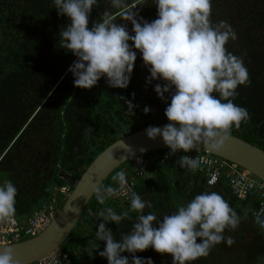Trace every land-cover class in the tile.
I'll return each mask as SVG.
<instances>
[{
    "label": "trees",
    "instance_id": "trees-1",
    "mask_svg": "<svg viewBox=\"0 0 264 264\" xmlns=\"http://www.w3.org/2000/svg\"><path fill=\"white\" fill-rule=\"evenodd\" d=\"M125 2L127 9L118 10L111 7V0H97L89 27L105 10L112 13L115 22L125 24L130 34L131 22L122 19L125 11L138 13V20L151 22L157 18L154 0ZM211 4L213 24L226 21L235 31L237 39L229 40L226 48L243 58L251 79L250 86L237 88L238 96L233 101L247 108L251 119L242 122L239 130L233 128L232 133L264 148V0H211ZM67 24V17L59 16L54 8V0H0V185L11 180L18 189L15 208L20 219L43 208L55 187L68 184L70 174L80 176L100 151L129 133L125 129L131 132L162 122L170 103L167 93L162 101L154 91L155 84L162 81L146 84L150 73L139 52L126 89L109 87L105 78L91 89L74 87L68 68L77 58L61 48L58 38L61 27ZM119 96L136 105L134 115L128 112L124 100L117 99ZM145 106L151 108L148 114L143 111ZM181 152L164 161L147 153L152 174L137 178L132 188L152 205L144 209V214L154 213L162 219L196 195L217 192L242 217L235 231L224 232L235 243L230 247L216 245L207 257L192 264H264V233L251 212L243 218V210L254 209L256 201L237 198L225 178L209 185L204 168L194 173L180 168L177 159L188 155ZM114 173L104 186L114 187ZM93 199L60 247L69 253L72 264H108L98 254L104 242L95 240L98 225L103 222L97 214L106 207L122 214L130 206L128 197H113L102 207ZM130 216L118 225H106L116 239L131 231L136 214ZM122 255L131 260V254ZM136 255L151 259L152 264H172L170 254L161 255L152 248Z\"/></svg>",
    "mask_w": 264,
    "mask_h": 264
},
{
    "label": "clouds",
    "instance_id": "clouds-1",
    "mask_svg": "<svg viewBox=\"0 0 264 264\" xmlns=\"http://www.w3.org/2000/svg\"><path fill=\"white\" fill-rule=\"evenodd\" d=\"M154 4L157 18L151 22L138 20V13L133 11L124 12L122 19L132 24L130 34L127 26L115 22L108 10L89 27L97 0H54L58 15L68 19L67 26H62L58 33L59 44L77 58L68 68L74 77V87L91 89L105 78L109 87L126 89L139 52L143 66L150 73L146 84L162 81L155 84L154 91L162 101L166 100V93L170 98L164 111L168 123L162 128L149 126L147 137L162 138L170 149L165 159L181 150L200 151L201 145L206 151L219 153L232 138L233 128L239 130L242 122L251 119L247 108L233 102L238 96L237 88L251 84L243 58L226 48L237 35L226 21L213 24L211 0H154ZM111 7L127 9V4L125 0H111ZM117 99L124 100L128 112L134 115L136 105L123 96ZM143 111L148 114L151 108L145 106ZM104 161L112 164L111 152L105 153ZM176 164L193 173L198 167L189 155L180 156ZM112 181L118 186L94 188L97 202L103 205L113 197L124 195L130 206L122 214L112 207L97 214L103 222L98 225L95 240L104 242L98 254L108 264H152L151 259L136 255L149 248L161 255L170 254L172 264H192L207 257L216 245L225 243L230 247L235 243L224 232L235 231L242 217L219 193L203 192L186 205L178 206L172 214L158 219L154 213L144 214V209L152 205L127 187L125 171L113 175ZM66 185L72 187L70 183ZM17 194L11 180L0 186V224L15 223ZM69 211L75 213L78 209L71 207ZM250 212L264 233V205L259 211L245 208L243 218ZM130 213L136 214V222L129 233L116 239L106 225L131 219ZM0 248V264H19L11 246ZM123 253L131 254V260Z\"/></svg>",
    "mask_w": 264,
    "mask_h": 264
},
{
    "label": "water",
    "instance_id": "water-1",
    "mask_svg": "<svg viewBox=\"0 0 264 264\" xmlns=\"http://www.w3.org/2000/svg\"><path fill=\"white\" fill-rule=\"evenodd\" d=\"M167 123L160 122L144 126L111 142L92 159L80 176L69 175L68 181L73 187L72 191L47 227L35 236L15 243L0 244V247L11 246L19 264H34L59 249L94 198L93 190L96 186L103 185L116 170L137 155L170 150L161 137L151 140L146 135V129L149 126L162 128ZM107 152H111L114 157L111 165L104 161V155ZM198 152H207L234 162L264 180V148L241 136L232 133V138L226 142L224 150L219 153L206 151L202 145ZM71 207H76L78 211L75 213L69 211Z\"/></svg>",
    "mask_w": 264,
    "mask_h": 264
},
{
    "label": "built area",
    "instance_id": "built-area-1",
    "mask_svg": "<svg viewBox=\"0 0 264 264\" xmlns=\"http://www.w3.org/2000/svg\"><path fill=\"white\" fill-rule=\"evenodd\" d=\"M169 152L167 151L165 156ZM188 155L195 159L197 168L205 169L209 185H215L220 179L225 178L229 188L237 198L242 201L252 198L256 201V206L253 210L259 211L261 206L264 205V180L249 170L207 152L194 151L188 152ZM172 156L170 155L168 158ZM161 160L164 161L166 159L161 158ZM131 166L133 175L130 177L126 176V179L128 180L127 187L132 190L137 178H149L152 172L150 170V158L147 154L134 157L131 160ZM249 184H254V187L249 188ZM117 186V184L114 185V187ZM71 190L72 187L70 185L55 187L43 208L34 211L26 219H20L15 216V223L0 224V244L19 242L38 234L50 224ZM121 197L127 196L121 195ZM35 264H72V258L68 252L59 248L36 261Z\"/></svg>",
    "mask_w": 264,
    "mask_h": 264
},
{
    "label": "rangeland",
    "instance_id": "rangeland-1",
    "mask_svg": "<svg viewBox=\"0 0 264 264\" xmlns=\"http://www.w3.org/2000/svg\"><path fill=\"white\" fill-rule=\"evenodd\" d=\"M162 122H168V120H167V118H166V116H164L163 118H162ZM138 126H136V128H137ZM134 131V130H133ZM125 132H130V130H127V129H125ZM242 137H243V135H241ZM244 138V137H243ZM168 151H170V150H168ZM167 152V150H160V151H155V152H152L151 154H150V157H153L154 159H156V158H165L164 156H165V153ZM149 157V156H148ZM149 157V158H150ZM162 161V160H161ZM121 170H123V171H125L126 172V176H128L129 175V177L130 176H132V166H131V161H128V162H126L124 165H122L118 170H116L115 171V173H114V175L117 173V172H119V171H121ZM128 173H130V174H128ZM77 176V175H76ZM78 177V176H77ZM111 181H112V177H111ZM112 184H114V185H116V183L115 182H113L112 181ZM96 198H95V196H94V199L93 200H95ZM95 201H97V200H95ZM108 201V200H107ZM107 201L105 202V203H107ZM96 203H98V202H96ZM104 205V204H103ZM103 205H101V207L103 206ZM81 220V219H80ZM83 223H87L85 220H83ZM74 238L75 237H78V235H75V236H73Z\"/></svg>",
    "mask_w": 264,
    "mask_h": 264
},
{
    "label": "crops",
    "instance_id": "crops-1",
    "mask_svg": "<svg viewBox=\"0 0 264 264\" xmlns=\"http://www.w3.org/2000/svg\"><path fill=\"white\" fill-rule=\"evenodd\" d=\"M180 154H182V152H181V151H179V152H177V153H176V155H180ZM128 174H130V173H128ZM4 183H5V181H3V182L1 183V185H0V186H2Z\"/></svg>",
    "mask_w": 264,
    "mask_h": 264
}]
</instances>
